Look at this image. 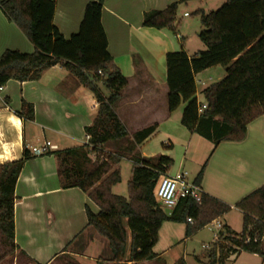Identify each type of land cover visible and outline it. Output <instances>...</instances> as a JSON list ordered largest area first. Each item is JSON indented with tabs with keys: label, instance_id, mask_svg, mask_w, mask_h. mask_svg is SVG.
Here are the masks:
<instances>
[{
	"label": "trees",
	"instance_id": "trees-1",
	"mask_svg": "<svg viewBox=\"0 0 264 264\" xmlns=\"http://www.w3.org/2000/svg\"><path fill=\"white\" fill-rule=\"evenodd\" d=\"M190 1L179 0L164 9L146 12L143 25L176 34L179 5ZM0 6L35 47L33 53L4 51L0 56V88L10 80H38L45 70L60 64L99 102L98 113L86 128L91 136L89 143L50 153L58 162L61 187L80 188L99 206L100 211L94 213L86 205L88 225L109 241L113 262L159 258L154 247L166 220L187 223L189 236L231 211L232 205L207 193L201 202L181 198L171 215L160 205L158 186L173 160L166 155L144 157L139 152V144L155 133L157 124L130 135L115 111L128 79L108 50L102 23L103 0L87 4L79 31L69 38L54 23V0H0ZM196 13L201 15L203 29L198 36L205 49L192 56L182 48L166 54L169 111L185 104L182 124L215 146L222 141H241L248 125L264 115V0H226L217 10L205 13L198 9ZM217 66H223L226 73L203 90L207 107L200 110L196 77ZM18 115L23 120H34V105L23 100ZM109 143L117 145L115 152L105 150ZM93 153L94 165L84 167L79 160L88 163ZM33 156L25 147L23 158L0 165V263L17 251L14 189L23 166ZM124 158L133 162L128 197L113 191L121 182L118 165ZM205 167L194 178L195 184L201 186ZM235 206L243 212L242 232L223 225L205 264H228L230 255L239 250L264 257V185ZM189 217L193 223L188 222ZM248 236L250 243L245 242Z\"/></svg>",
	"mask_w": 264,
	"mask_h": 264
},
{
	"label": "crops",
	"instance_id": "crops-1",
	"mask_svg": "<svg viewBox=\"0 0 264 264\" xmlns=\"http://www.w3.org/2000/svg\"><path fill=\"white\" fill-rule=\"evenodd\" d=\"M54 1V23L69 38L79 31L87 4L98 0ZM177 1L103 0L102 23L108 37V50L114 64L128 79L115 111L130 135L153 124L158 125L155 133L139 144L138 149L148 146L156 135L172 134L170 130L162 133L161 130L163 124L174 120V114L180 108L169 111L166 54L182 48L192 56L205 49L198 34L192 50L190 37L180 30L174 35L167 29L143 25L146 12L164 9ZM186 13L189 12H184L189 16ZM7 49L24 53L35 51L34 45L6 17L0 6V56ZM210 70L196 77L197 97L199 85L204 86L202 93L209 86L202 74L207 77ZM68 72L57 64L45 70L38 80H10L0 89V165L20 160L25 147L31 150L32 146L41 145L44 141H51L58 149H62L61 143L67 144L72 139L81 141L77 146L85 143L82 135L94 121L99 102L89 88ZM208 79H212L211 76ZM23 100L34 105V120H23L18 115ZM194 134L197 133L189 130L187 148ZM212 148L205 163L201 187L204 193L233 206L230 212L212 222L216 224L219 221L233 230L230 213L239 210L243 215L235 205L264 185V115L248 125L243 140L222 141ZM170 151L163 150L162 153H167L165 155L174 163ZM141 154L144 157L158 156L146 152ZM168 175H172L170 171ZM189 180L193 182L194 179ZM14 196L16 254L23 251L25 254L22 256L31 258L33 264H59L63 256L80 264L83 263L79 261L98 264V259L104 256L112 259L109 241L94 226L88 225L86 205L94 213L100 211L99 206L80 188L61 187L54 154L34 155L25 163L17 178Z\"/></svg>",
	"mask_w": 264,
	"mask_h": 264
},
{
	"label": "rangeland",
	"instance_id": "rangeland-1",
	"mask_svg": "<svg viewBox=\"0 0 264 264\" xmlns=\"http://www.w3.org/2000/svg\"><path fill=\"white\" fill-rule=\"evenodd\" d=\"M214 1L215 0H193L188 2L191 3V6H189L188 3H182L179 5L175 25L178 32L180 30L186 37H190V46L192 50H194L193 41L196 39V35L199 34V32L203 29L201 15L196 13V11L198 9H202L205 13H209L220 8V6L225 2L218 3ZM185 11L189 12V16L184 15ZM201 45L203 48H205L203 43ZM68 73L75 78L73 74L70 72ZM225 73L226 71L223 66H217L211 68L210 72L207 74V77L202 74V78L206 84L210 85L224 77ZM208 76H211L212 79H208ZM203 88L204 86L199 85L198 101L202 102L201 104L205 103V97L202 93ZM184 106L185 104H182L179 110L174 114V120L163 124L161 133L167 130L172 132V134L166 135L169 139L164 134L156 135L150 140L148 146H142L139 149V152L165 155L167 153H162L163 150H171L170 155L175 161L169 170L170 173L174 175L178 171L182 170L188 173L189 179H194L202 166L206 163L208 155L213 149L212 147L214 146V143L199 134H194L189 148H187L188 142L186 140L188 139L189 130L180 121ZM170 125L171 128L169 127ZM85 136L86 134L84 133L82 135L83 140L85 139ZM80 142L81 141L79 140L77 141L72 139L68 140L67 144L61 143L60 146L62 149H65L75 147ZM171 142H173V144ZM167 144H170V146H167ZM106 148L107 152L112 153L117 150V145L114 143H109L106 145ZM91 156L92 159L96 158L95 154ZM185 157H187L186 162L185 164H182ZM92 159L89 158L88 163L83 161V159H80L79 162H82L84 167L90 168L94 165ZM119 168L121 171V182L114 187V191H116L117 194L128 197V183L131 179L133 169V163L131 159L124 158L119 163ZM1 172L2 171L0 168V177ZM166 211L169 212L167 209ZM230 220L233 225V230H235L237 233L242 232L243 215L239 210H233L230 213ZM218 232L219 229L216 227L214 222L187 236V223L166 220L163 222V225L159 231L158 242L154 247V251L159 255V258L146 262L132 263L126 260L122 262H113L110 256H108L109 258L104 256L98 259V264H182V261H185L187 264H205L210 260L209 253L213 248V244L217 240L216 234ZM67 261L76 262L72 258L63 256L59 261V264H65ZM79 262H82L83 264H95L90 261ZM0 264H33V261L17 253L14 256H9ZM228 264H264V257L260 254L239 250L236 253L230 255Z\"/></svg>",
	"mask_w": 264,
	"mask_h": 264
},
{
	"label": "built area",
	"instance_id": "built-area-1",
	"mask_svg": "<svg viewBox=\"0 0 264 264\" xmlns=\"http://www.w3.org/2000/svg\"><path fill=\"white\" fill-rule=\"evenodd\" d=\"M189 13H186L188 15ZM1 89V88H0ZM207 107V104H200V110H203ZM91 136L86 133L84 142L89 143ZM58 149V146L53 144L51 141H44L41 145L32 146L31 152L35 156H43L49 154L52 151ZM204 191L200 185L195 184L194 182L188 179V173L185 171H178L174 175H164L160 180L158 190H157V198L160 205L166 208L171 215L175 207L178 205L181 198H191L197 202H201ZM189 223H193L192 218H188ZM216 227L219 231L223 228L221 222H216ZM219 233V232H218ZM218 233L216 236L218 237ZM264 238L262 239V241ZM252 241L251 237L248 236L246 238V243H250ZM257 241V238L254 240Z\"/></svg>",
	"mask_w": 264,
	"mask_h": 264
}]
</instances>
